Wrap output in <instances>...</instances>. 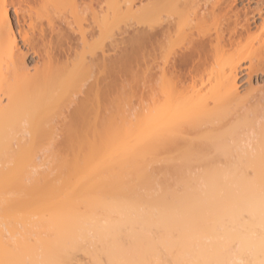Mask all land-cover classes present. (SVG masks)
I'll use <instances>...</instances> for the list:
<instances>
[{
    "label": "bare ground",
    "instance_id": "bare-ground-1",
    "mask_svg": "<svg viewBox=\"0 0 264 264\" xmlns=\"http://www.w3.org/2000/svg\"><path fill=\"white\" fill-rule=\"evenodd\" d=\"M130 52L158 93L108 120L104 66ZM251 166L264 0H0V264H264V213L220 207L263 203Z\"/></svg>",
    "mask_w": 264,
    "mask_h": 264
},
{
    "label": "rangeland",
    "instance_id": "rangeland-1",
    "mask_svg": "<svg viewBox=\"0 0 264 264\" xmlns=\"http://www.w3.org/2000/svg\"><path fill=\"white\" fill-rule=\"evenodd\" d=\"M109 54H112V53H109ZM108 55V54H107ZM109 58H113V59H115V57L113 56V55H109L108 56ZM108 58V59H109ZM113 59H111L110 61L109 60H107V62L105 63L106 64V66H104V67H106L105 68V70H104V72L106 73V74H104V72L102 73V71H103V69H104V67L102 68V69H100V70H94V73L95 74H100V71H101V75H96L95 76V74H94V76H95V78L97 79V78H101L102 77V75L104 74V80H102L103 79V77H102V81H104L105 82V84H103L102 83V81L101 80H98L97 79V82H98V88H97V90L101 87V85L103 86V87H101L102 89L104 88L105 89V91L104 90H102V89H100L102 92L104 91V93H102L101 95H102V97H101V95L99 96V97H97V99L98 98H100V99H98L99 101L101 100L102 102H104V105H105V108H103V109H105L104 111V115H106L107 114V116L106 117H108V120L110 119L111 120V118L113 117V116H115L116 118H121V120H124V117H119V113L120 114H122L121 116H125L126 118H127V120L128 119H130V120H133L135 117H136V115L138 114V112H139V110H140V108H141V106H143L144 104L146 105L148 102H150V101H148L147 99H148V94H151V90H149V86L151 85V83H148L147 82V80H149L148 78L150 77V75H149V77H147L145 80H146V82L144 81V77H141V76H138V75H142L141 73H139V71L137 70V68H136V65H135V56H134V54H133V52L131 53H127V54H125L124 56H122V58H121V61H123V62H121V66H120V68H117V67H119V66H117L116 67V69H115V60L113 61ZM114 64H113V63ZM114 65V68H113V65ZM127 63V64H126ZM110 64V65H109ZM123 64V65H122ZM107 70V71H106ZM119 71H120V73H119ZM98 72V73H97ZM118 75H120V76H118ZM98 76V77H97ZM93 77V76H92ZM94 78V77H93ZM94 78V79H95ZM120 78V79H119ZM142 78V79H141ZM95 79V80H96ZM150 79H152V81L154 80L152 77H150ZM145 83V84H143L142 83V81ZM91 81H94V80H92L91 79ZM100 81H101V83H100ZM151 81V80H150ZM149 81V82H150ZM151 81V82H152ZM154 82V81H153ZM152 82V83H153ZM92 83V82H91ZM99 84H101L100 85V87H99ZM150 84V85H149ZM105 85V86H104ZM141 85V86H140ZM142 85H144V87L142 86ZM154 85H155V82H154V84H153V88L155 89H153L152 87V91L153 92H156V90H158L157 89V86L156 87H154ZM144 90V91H143ZM95 92H97L98 94H100L101 92L98 90V91H96L95 90ZM94 92V93H95ZM144 92V93H143ZM150 92V93H149ZM142 93H143V95H142ZM147 93V94H146ZM158 92H156L155 94H157ZM203 93H204V91H203ZM153 94V93H152ZM154 94V95H155ZM96 95V93L94 94V95H92V96H95ZM103 95H104V97H103ZM148 95V96H147ZM153 95H151V97H152ZM142 97V98H141ZM154 98H155V96H153ZM152 97V98H153ZM92 98H95V97H92ZM91 98V99H92ZM101 98H103L104 99V101L101 99ZM142 99V100H141ZM97 100V101H98ZM147 103H146V102ZM95 102H96V100H95ZM102 102H100V104H99V102H97L100 106H102L101 105V103ZM107 102V103H106ZM93 103H94V99H93ZM104 105L102 106V107H104ZM147 106V105H146ZM119 111V112H118ZM121 111H122V113H121ZM118 112V113H117ZM113 114V115H112ZM111 117H110V116ZM105 117V119L107 120V118ZM114 117V119H116ZM125 118V119H126ZM112 120H113V118H112ZM64 132V131H63ZM63 134L62 132H59V141H60V143H61V140L63 139L64 140V137H65V135L63 134L62 136H64V137H62L61 135ZM62 137V138H61ZM63 142V141H62ZM59 149L57 150L58 152H59V154H62V155H67V151L65 150V149H63V146L60 148V147H58ZM248 167H250V166H248ZM247 167V168H248ZM257 166H255V170H254V168L251 166V168L250 169H252L253 171H251V172H257V169L258 168H256ZM260 169H261V173H262V175L264 174V170L262 171V168L261 167H259ZM241 169V168H240ZM240 169H238V170H240ZM243 170H244V168H242ZM249 169V168H248ZM247 169V170H248ZM249 169V170H250ZM260 169H258V171L260 172ZM232 170V169H231ZM245 170H246V168H245ZM226 171L227 172H229L230 170L228 169H226ZM233 172V171H232ZM231 172V173H232ZM238 172H240V171H238ZM237 172V173H238ZM242 172V171H241ZM249 173H251L250 171H248ZM244 173H245V171H244ZM233 174V173H232ZM261 175V176H262ZM252 176V175H251ZM250 178V177H249ZM252 178V177H251ZM262 178H263V180H264V175L262 176ZM254 179V178H253ZM261 179V178H260ZM249 180V179H248ZM263 180H259V181H261L262 183H263ZM239 181V180H238ZM237 181V182H238ZM250 181V180H249ZM253 181V180H252ZM255 181V180H254ZM257 181V180H256ZM261 182H256L257 184L258 183H261ZM220 183V182H219ZM239 183V182H238ZM244 183H246V182H244ZM256 183H254V184H256ZM229 183H227V188H228V186L230 187V186H232L231 188H233V189H235L237 186H236V184H234V185H228ZM246 184H249L248 186H250V182L249 183H246ZM222 185H225V183H223ZM222 185H221V187H222ZM237 185H239V184H237ZM252 185V184H251ZM259 185H261V184H259ZM263 185H264V183H263ZM262 185V189H263V186ZM240 186V185H239ZM238 186V187H239ZM243 186V185H242ZM254 186L255 185H253V188H254ZM257 186V185H256ZM256 186H255V188L253 189L252 188V191H251V195H250V193H248L249 194V196H248V194L246 193V192H242L243 194H247V195H245V196H248V197H246V199H244L245 198V196H244V198L243 199H240V201L237 203V201L239 200V198H240V196L241 195H237V197L236 196H234L235 194H238L237 192H236V190H238L239 191V189L240 190H242L240 187H239V189H237L236 188V190L234 191V192H236V193H234V197L233 196H230V194H231V192H230V194H228L229 195V197H231V200L229 199V197H227L228 198V200L229 201H231V202H229V203H227V201L225 200H223V198H222V205L220 206V207H222V209H220V207H219V205L221 204L220 202V204H218V208H219V212H217V210H216V212L217 213H220V215H221V212H220V210H222V211H224V213H226V212H228V214H230V212L233 214V215H239V216H241V214H244L245 213V218L243 217V216H241V217H239V219L240 218H242V221L241 222H243V218H244V220H246V223L248 222L247 221V219H246V217H248L250 214L248 213V212H251V213H256V211L258 212L257 214H259V213H264L263 212V210H262V208H261V210H262V212H261V210H260V208L258 207V205L259 206H261L262 204L264 205V201H263V203H262V200H260V198H261V196H259L258 194H260V193H258L259 192V190L260 189H258V188H260V186L258 187L257 186V188H256ZM246 186H244V188H245ZM250 187H252V186H250ZM224 188H226V186L224 187ZM226 188V189H227ZM248 188V187H247ZM218 189H219V187H218ZM222 189H223V187H222ZM229 190H230V188H228ZM246 189V188H245ZM255 189H258V192H257V195H255ZM229 190H227V191H229ZM251 190V189H250ZM250 190H248V189H246V190H244V191H247V192H249ZM263 191H264V189H263ZM262 192V191H261ZM240 193H241V191H240ZM241 193V194H242ZM252 193H254V194H252ZM263 193V192H262ZM261 193V194H262ZM260 194V195H261ZM251 196H257V197H255L254 198V200H253V197H251ZM243 197V196H242ZM241 197V198H242ZM250 197V198H249ZM259 197V198H258ZM262 197H264V196H262ZM227 198H225V199H227ZM232 198H233V200H232ZM249 198V199H248ZM219 199H220V196H219ZM238 199V200H237ZM257 199V200H256ZM206 200V199H205ZM235 200V204L233 203V201ZM237 200V201H236ZM248 200H250V201H248ZM260 200V201H259ZM208 201V200H207ZM207 201H206V203H207ZM257 201H259V203L257 202ZM209 202V201H208ZM246 202V203H245ZM252 202H253V204H252ZM205 203V202H204ZM205 203V204H206ZM225 203V205H227V204H229V205H227L226 207L228 208V209H226V208H223L224 206H223V204ZM242 203V204H241ZM247 203H250V204H247ZM210 204V203H209ZM238 204H240L241 205V207L240 208H242V210L240 209V208H237L236 209V207H238V206H240V205H238ZM249 206H247V205ZM207 205H208V203H207ZM231 205H234L235 206V210L233 209V210H231L230 211V209H231V207H228V206H231ZM253 205H255V207L253 206ZM245 206L246 208H243V207ZM254 207L255 209H253L252 210V207ZM233 207V206H232ZM230 208V209H229ZM249 208V209H248ZM256 208H258L257 210H256ZM205 209H207V207L205 208ZM224 209H226V210H224ZM264 209V208H263ZM212 210V209H211ZM245 212H244V211ZM248 210V211H247ZM252 210V211H251ZM210 211V208H209V210L207 211L206 210V212L208 213ZM237 212L239 213V214H237ZM242 212V213H241ZM244 212V213H243ZM234 213H236V214H234ZM249 215H248V214ZM227 214V213H226ZM248 216H247V215ZM222 215H223V213H222ZM245 222V221H244ZM233 250V249H232Z\"/></svg>",
    "mask_w": 264,
    "mask_h": 264
}]
</instances>
